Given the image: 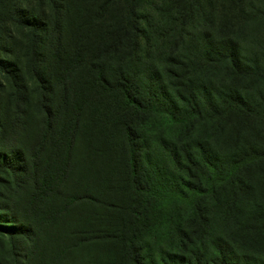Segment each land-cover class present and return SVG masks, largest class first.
Masks as SVG:
<instances>
[{"label":"trees","instance_id":"obj_1","mask_svg":"<svg viewBox=\"0 0 264 264\" xmlns=\"http://www.w3.org/2000/svg\"><path fill=\"white\" fill-rule=\"evenodd\" d=\"M244 15L0 0V264H264V73ZM160 114L184 132L163 144L170 173L140 129Z\"/></svg>","mask_w":264,"mask_h":264},{"label":"rangeland","instance_id":"obj_2","mask_svg":"<svg viewBox=\"0 0 264 264\" xmlns=\"http://www.w3.org/2000/svg\"><path fill=\"white\" fill-rule=\"evenodd\" d=\"M242 4L245 14L244 17L247 18V21L243 26L244 29L240 38V46L246 55L258 61L257 64L262 66V72L264 73V0H242ZM156 66L158 70H161V66L158 63H156ZM251 93L255 96L263 95L262 98L264 101V80ZM140 129L144 139L146 138L152 162H161L163 160L166 163L169 173L174 170L175 165L171 158L166 155L163 144L165 141L177 140L184 133L180 128V124L169 118L166 114H160L148 119ZM201 133L202 131L199 129L193 135L200 136ZM164 228V223L157 225L147 239H156L158 244L162 243ZM153 245L154 243L151 244V246ZM150 255L152 258L157 259L160 256V252L153 250Z\"/></svg>","mask_w":264,"mask_h":264}]
</instances>
